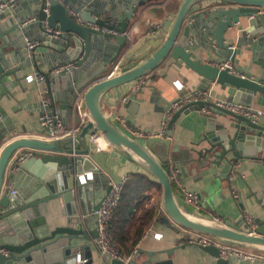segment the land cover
<instances>
[{
  "label": "water",
  "instance_id": "1",
  "mask_svg": "<svg viewBox=\"0 0 264 264\" xmlns=\"http://www.w3.org/2000/svg\"><path fill=\"white\" fill-rule=\"evenodd\" d=\"M5 1L0 0V5ZM175 1L141 0L136 2L135 8L124 4L105 12L99 11L97 4L88 5V0L37 1L35 15L41 45L52 51L50 55L57 53L63 61L56 68L71 65L57 78L70 88L69 108L81 101L88 120L74 136L53 140L17 136L8 140L14 132V124L0 106V264H77V254L91 250L92 240L97 239L98 231H85L80 218V214L86 212L85 207L79 205L77 196L81 188L80 175L103 171L104 177L112 181L106 189L107 194L113 184L122 180L112 172L115 157L96 149V143L90 138L94 132L99 133L102 141L114 152L128 156L161 186L163 221L167 225L173 224L193 237H210L225 246L264 254L263 201L257 198L263 214L252 216L253 224L247 222L246 206L239 203L241 218L233 227L211 216L189 211L181 204L180 193L175 189L168 170L151 149L157 143L169 148L171 140L151 137L144 144L123 132L103 111L104 98L112 90L132 86L154 73L165 78L171 68L183 66L205 80L229 86V94L235 102L252 106L256 99L257 105L264 107V74L256 78L246 68L231 71L215 65L228 60L236 64L244 44L248 45L246 51L255 53L260 48L264 51V0H177L176 11L168 17L171 27L166 37H163L161 29L137 42L131 40L127 31L140 8L154 2L171 4ZM204 3H208L205 8ZM4 12L0 10V22ZM244 18L249 20L250 27L244 38L239 40L240 47L233 48L226 35ZM18 22L0 23V84L6 87L7 95H10L11 77L20 81L22 71L28 68L26 66L38 68L35 51L34 61L26 57L15 58L12 52L7 51L15 44L9 34L19 35L21 40L27 37V28H19L25 22ZM192 32L206 39L211 37L209 46L215 47L216 52L211 62L203 59V53H196L197 40ZM95 36L101 41L114 40L117 43L111 64L117 59L119 63L114 70L93 59L90 51ZM56 46L64 49L57 50ZM63 54L69 59L63 60ZM193 107H208L233 119L229 126L234 130L233 134L223 125L211 121L204 137L210 146L205 152L213 155L212 163L221 167V174L229 184L237 180L236 175L240 176L236 164L252 161L264 165V125L221 108L214 102L200 100L184 104L173 113L168 130ZM76 120L78 122V116ZM252 145L256 148H250ZM22 150L31 151L32 156L19 165L16 174H10L17 191L11 194L5 188V181L13 156ZM51 202L59 204L64 221H47ZM199 248L216 258L217 264H235L232 258L223 259L220 248L215 245H199ZM176 249L173 247L165 253L173 254ZM162 253L164 251L148 253L150 260L145 264H151L152 259ZM111 264L124 263L113 260Z\"/></svg>",
  "mask_w": 264,
  "mask_h": 264
},
{
  "label": "crops",
  "instance_id": "2",
  "mask_svg": "<svg viewBox=\"0 0 264 264\" xmlns=\"http://www.w3.org/2000/svg\"><path fill=\"white\" fill-rule=\"evenodd\" d=\"M37 1L14 0L13 7L1 14L2 21L0 23L12 20L13 23L19 24L18 21H22L25 24L19 25V28L21 30L27 28L25 32L26 39L21 40L19 35L9 34L10 40L15 44L7 51L12 52L15 58H27L26 42H38L35 59L39 69L33 68V65L26 66L28 68L22 71L23 78L20 81L11 77L10 95L6 94V87L0 84V106L5 110L8 120L14 124V132L9 135L8 140L17 136L45 139L38 134L40 131L39 119L44 111L40 95L43 86L47 89V96L52 100L51 108L53 109L55 104L54 111L65 126H80L82 122L80 118L78 122L76 120L78 114L75 105L73 108H69L70 88L68 85L64 86L62 81L57 78L60 74L55 73L56 66L60 63L62 65L63 61L57 53L50 55L52 51L41 45V33L35 15ZM140 1L88 0V5L97 4V9L105 12L124 4H130L131 8H135L136 2ZM207 4H203L204 8ZM177 7L178 1L176 0L171 4L154 2L140 8L137 14H134L133 21H131L130 28L127 31L131 40L137 42L148 35H154L161 29H163V37H166L171 27L168 17L176 11ZM8 27L9 25H7ZM249 27L248 19H240L235 28L229 32L230 34L226 35L227 42L233 48L240 47L238 42L244 38ZM192 34L197 40L196 53L198 55L203 53V59L211 62L212 57L216 55V52H214L215 47L212 49L209 46L211 37L206 39L202 35L198 36L196 32H192ZM116 46L117 43L114 40L102 39L101 41L100 37L95 36L90 52L95 61L100 60L103 65L112 71L119 63V59H117L111 64V61L115 58ZM247 46L246 44L242 46V55L238 56L236 64L232 65L233 71H242L246 68L249 69L253 77L259 78L264 74L263 48L252 53L250 50L246 51ZM56 49L62 50L64 47L56 46ZM221 56L224 57L223 54ZM62 59L67 60L69 58L66 54H63ZM32 60L34 61L33 58L30 61ZM37 74L44 77L45 82L43 84L40 83L38 78L32 81L27 79L28 76H36ZM229 89V86H222L205 80L188 67L171 68L165 78H161L154 73L144 77L132 86L126 85L112 90L104 98L103 111L123 132L131 137H133L130 132L132 128L155 134L162 131L164 113L178 101L190 94L201 92L207 94L211 102L214 103L218 101L235 102L229 94ZM253 105L264 110V107L257 105L256 99ZM211 111L210 115L205 114L203 109L198 107L185 111L171 130H168L169 124L167 126L166 135L168 136L167 139L171 140L170 147L167 148L157 143L151 149L168 172L179 171L180 182L174 184V187L180 193V202L184 207L193 213L211 216L233 227L241 218L239 211V203L241 202L246 206V215L257 217L263 214L257 202L260 199L264 204V194L262 197L260 196L264 192V165L252 161L238 163L236 166L240 176L236 175L237 180L233 184L226 181L225 175L221 174V167L219 168L212 163L213 155L205 152L210 146L204 140V137L211 121L229 129L233 119L213 109ZM257 122L264 125V117L259 118ZM3 125L5 126V122H3ZM229 132L233 134L234 130L229 129ZM149 138L151 137L135 139L147 144ZM105 145L108 149L102 152L115 157V165L112 168L115 176L124 179L138 174L145 178L148 177L150 182H148L149 189L141 187L143 192L140 193V196L144 198L137 202V205L131 203L130 208L132 210H129L128 215L120 213V217L114 224V228H118L119 233L122 234L119 243L121 251L124 254H130L135 248L141 250V255L136 264L147 263L150 260L147 254L159 251H164V253L155 256L151 264H217L216 258L204 253L199 245L189 242L191 235L185 230L173 224L171 226L167 225L163 221L165 214L161 204L162 189L155 183V179L143 171L128 156L116 153L112 147ZM95 147L97 149V145ZM250 148H256V146L252 145ZM258 156L261 157L262 154ZM104 176L103 171L100 173L90 171L80 175L79 184L81 188L78 190L77 196L79 205L86 209L85 214H80V218L85 231L88 232L96 229V213L98 211L96 206L102 202L107 194L106 189L112 182ZM14 182L10 177V171H8L5 188L14 189ZM184 191L199 194L201 204L199 210H196L187 202ZM254 195H257V197ZM49 210L50 213L46 215L48 222L53 223L57 219L64 221V217L61 216V208L57 202H51ZM173 247H177L173 254L165 253ZM261 256L255 262L234 261L235 264H264V254H261ZM84 263L103 264L98 249L94 245V240H92L91 250L77 254V264Z\"/></svg>",
  "mask_w": 264,
  "mask_h": 264
},
{
  "label": "built area",
  "instance_id": "3",
  "mask_svg": "<svg viewBox=\"0 0 264 264\" xmlns=\"http://www.w3.org/2000/svg\"><path fill=\"white\" fill-rule=\"evenodd\" d=\"M14 5V0H7L0 5V10L8 11ZM76 17L79 20V15L76 14ZM38 46V42L36 41H28L26 42V52L27 58L32 59L34 55V51ZM233 64L230 60L223 62L221 64H216V66L220 69L229 68L233 71ZM71 68V65L60 66L55 69V73L59 74L64 70ZM40 83H44L45 79L42 75L37 74L36 76H28L27 79L32 81L37 79ZM178 87V84H176ZM43 108L44 111L39 119V135L41 138H45L46 140H53L58 138H65L68 136H74L78 134L82 127L86 124L88 120V115L86 110L82 106L81 101H77L75 108L77 110V114L79 118L82 120L80 126H70L67 127L63 124L61 119L58 117L57 113L51 108L52 100L47 96V89L44 86L41 88L40 92ZM211 101L208 98V95L205 93L197 92L194 94H190L188 97L178 101L175 103L169 110L164 113L163 121H162V131L160 133H147L139 129L132 128L130 130L131 135L135 138H148V137H161V138H168L166 135L167 126L173 116V113L180 109L184 104L192 101ZM219 107L224 108L226 110L232 111L236 114H240L246 118H249L255 122L261 117H264V110L261 108H257L254 105L247 106L240 103H235L232 101H218L215 102ZM203 112L205 114L210 115L211 109L208 107L203 108ZM91 139L96 143L97 150H102L103 142L102 137L99 133L94 132L91 136ZM32 156V152L28 150H22L17 152L12 160L11 165L9 168L10 174H15L18 171L19 165L25 163L30 157ZM173 184H178L180 182L179 178V171L173 170L169 171ZM128 181V177H125L121 180L119 184H113L112 189L108 194H106L101 202L100 208L97 211V224L96 229L98 231V237L94 240V245L97 247L100 257L103 261V264H111L113 260H120L124 264H135L136 261L140 257V251L135 248L130 254H124L119 245L117 244L115 237L113 235L112 221L114 215L121 203L122 200V193L126 182ZM11 194H16L17 191L14 189L10 190ZM184 196L187 202L194 207L195 209L199 210L201 208L200 204V196L196 192L191 191H184ZM247 222L249 224L254 223V218L251 215L246 216ZM218 220V219H217ZM189 242L201 246H209L215 245L220 248L221 256L223 259L232 258L238 262L242 261H250L255 262L259 260L262 256L261 254L242 249L237 247L225 246L219 243L217 240L200 236V237H193L189 238ZM235 263V261H234Z\"/></svg>",
  "mask_w": 264,
  "mask_h": 264
},
{
  "label": "trees",
  "instance_id": "4",
  "mask_svg": "<svg viewBox=\"0 0 264 264\" xmlns=\"http://www.w3.org/2000/svg\"><path fill=\"white\" fill-rule=\"evenodd\" d=\"M154 181V180H153ZM149 178L148 177H143L141 175L135 174V175H131L130 178H128V181L126 182L124 189H123V193H122V200L121 203L119 205V208L117 209L115 216L113 218L112 221V231H113V235L115 237V240L117 242V244L119 245L120 243V239H121V235L119 233V229L118 228H114V224L116 223V220L120 217V213H124V215H128L129 210L132 208H130V204L134 203L135 205H137V202H140L144 197L140 196V193L143 192L141 190V187L143 189H145L147 187V189L150 188L149 185ZM155 182V181H154ZM158 187H161L157 182H155ZM136 200V201H134ZM126 207V208H125ZM120 247V246H119Z\"/></svg>",
  "mask_w": 264,
  "mask_h": 264
},
{
  "label": "bare ground",
  "instance_id": "5",
  "mask_svg": "<svg viewBox=\"0 0 264 264\" xmlns=\"http://www.w3.org/2000/svg\"><path fill=\"white\" fill-rule=\"evenodd\" d=\"M105 144H107L106 142H105ZM104 143H103V146H102V149L103 150H107L108 149V147L105 145ZM108 145V144H107ZM111 147V146H110Z\"/></svg>",
  "mask_w": 264,
  "mask_h": 264
},
{
  "label": "rangeland",
  "instance_id": "6",
  "mask_svg": "<svg viewBox=\"0 0 264 264\" xmlns=\"http://www.w3.org/2000/svg\"><path fill=\"white\" fill-rule=\"evenodd\" d=\"M197 245V244H196Z\"/></svg>",
  "mask_w": 264,
  "mask_h": 264
}]
</instances>
